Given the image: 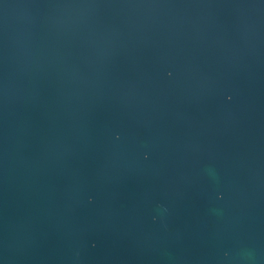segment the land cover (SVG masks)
I'll return each mask as SVG.
<instances>
[{
	"label": "water",
	"instance_id": "95a60500",
	"mask_svg": "<svg viewBox=\"0 0 264 264\" xmlns=\"http://www.w3.org/2000/svg\"><path fill=\"white\" fill-rule=\"evenodd\" d=\"M0 264H264V0H0Z\"/></svg>",
	"mask_w": 264,
	"mask_h": 264
},
{
	"label": "clouds",
	"instance_id": "9594fccd",
	"mask_svg": "<svg viewBox=\"0 0 264 264\" xmlns=\"http://www.w3.org/2000/svg\"><path fill=\"white\" fill-rule=\"evenodd\" d=\"M155 219V218H154ZM225 255H227V253H225Z\"/></svg>",
	"mask_w": 264,
	"mask_h": 264
}]
</instances>
